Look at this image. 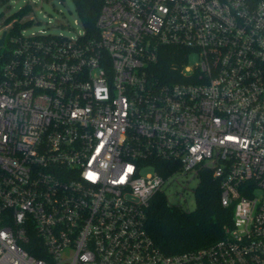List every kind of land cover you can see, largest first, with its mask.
Here are the masks:
<instances>
[{"label":"built area","instance_id":"obj_1","mask_svg":"<svg viewBox=\"0 0 264 264\" xmlns=\"http://www.w3.org/2000/svg\"><path fill=\"white\" fill-rule=\"evenodd\" d=\"M29 11L0 25V264H264V0H103L91 39L25 36ZM204 171L231 225L165 254L149 202Z\"/></svg>","mask_w":264,"mask_h":264},{"label":"trees","instance_id":"obj_2","mask_svg":"<svg viewBox=\"0 0 264 264\" xmlns=\"http://www.w3.org/2000/svg\"><path fill=\"white\" fill-rule=\"evenodd\" d=\"M83 38L97 37L96 19L103 0H71ZM185 62V52L165 47L155 65L159 81H172ZM219 181L211 173L199 174L194 190L195 208L185 211L167 203L162 194H155L145 211V228L154 245L165 254H180L213 244L224 236L231 225L232 209L224 208L219 201Z\"/></svg>","mask_w":264,"mask_h":264},{"label":"rangeland","instance_id":"obj_3","mask_svg":"<svg viewBox=\"0 0 264 264\" xmlns=\"http://www.w3.org/2000/svg\"><path fill=\"white\" fill-rule=\"evenodd\" d=\"M25 5H29L31 9L21 20L31 19L23 31L25 36L50 34L76 39L83 35L71 0H7L5 6L0 7V25H3L7 16L18 12ZM195 62V57L189 58L190 65ZM196 186V179L174 177L163 189L167 203L192 211L195 208L193 190Z\"/></svg>","mask_w":264,"mask_h":264},{"label":"water","instance_id":"obj_4","mask_svg":"<svg viewBox=\"0 0 264 264\" xmlns=\"http://www.w3.org/2000/svg\"><path fill=\"white\" fill-rule=\"evenodd\" d=\"M2 44V39L0 40V45Z\"/></svg>","mask_w":264,"mask_h":264}]
</instances>
